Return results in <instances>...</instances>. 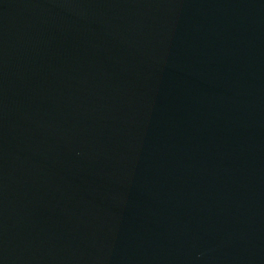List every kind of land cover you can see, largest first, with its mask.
Listing matches in <instances>:
<instances>
[{"label": "water", "instance_id": "1", "mask_svg": "<svg viewBox=\"0 0 264 264\" xmlns=\"http://www.w3.org/2000/svg\"><path fill=\"white\" fill-rule=\"evenodd\" d=\"M0 264H264V0H0Z\"/></svg>", "mask_w": 264, "mask_h": 264}]
</instances>
